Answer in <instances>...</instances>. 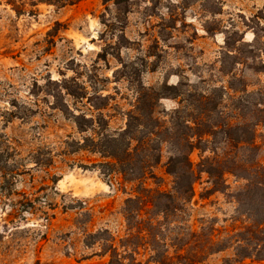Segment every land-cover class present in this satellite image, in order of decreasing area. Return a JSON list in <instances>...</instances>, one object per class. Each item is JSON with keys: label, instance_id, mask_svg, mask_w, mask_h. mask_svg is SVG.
Listing matches in <instances>:
<instances>
[{"label": "rangeland", "instance_id": "rangeland-1", "mask_svg": "<svg viewBox=\"0 0 264 264\" xmlns=\"http://www.w3.org/2000/svg\"><path fill=\"white\" fill-rule=\"evenodd\" d=\"M1 1L0 264H105L111 244L143 264H157L153 249L196 264H238L237 249L247 246L239 241L258 221L251 211L262 216L264 207L261 198L239 202L249 184L242 170L232 166L218 190L202 173L189 200L153 206L150 192L173 190L169 145L162 143L152 173L130 180L86 139L125 129L139 105L169 123L184 100L186 119L214 133L190 154L195 164L241 154L220 128L238 125L228 134L247 138L251 131L255 150L247 158L264 165V95H253L264 92V0H129L127 8L105 0L37 7L14 0L21 14ZM180 81L187 84L180 98L163 97L151 109L141 99ZM187 92L195 102L185 100ZM70 113L94 124L81 131ZM129 198H140L130 205L139 214L131 222Z\"/></svg>", "mask_w": 264, "mask_h": 264}, {"label": "trees", "instance_id": "trees-1", "mask_svg": "<svg viewBox=\"0 0 264 264\" xmlns=\"http://www.w3.org/2000/svg\"><path fill=\"white\" fill-rule=\"evenodd\" d=\"M105 2L111 3L116 8H121L123 5L127 8L129 4V0H105ZM7 3L12 5L18 14L24 11L15 5L14 0H8ZM1 4L2 1L0 0ZM40 4H52V1L31 0L30 3H24L23 6L37 7ZM246 57L251 58V55L247 54ZM185 87H187V84L182 81L174 86L165 84L163 88L167 92L163 93L164 95L151 89L146 91L147 93H144L143 96L141 95V99H144L143 97L145 95V98L149 99L150 104L148 107L151 109L154 105L153 101L157 102L163 97L180 98L184 96L186 94ZM263 93L259 91L253 93V95L262 96L264 95ZM194 97V93L187 92V98L185 100L193 103L195 102ZM183 102L184 100L179 102L180 106L174 111L169 123H162L161 120L155 118L151 110L148 111V114L144 115L139 105L135 111L128 114L125 129L116 134H100L97 139H86L88 142L87 146L91 151L98 152L103 157L112 159V164L121 174L127 176L130 180H137L147 175V170L152 173V169L161 160V145L164 142L167 143L171 149V157L167 163V172L174 179L173 190L171 193L162 191L150 192V202L153 206H157L156 203H153L154 200L163 199L166 202L189 200L194 194V185L202 173L209 175L214 189H220L224 185L225 174L233 170L232 166L242 170L241 175L249 180V184L239 193V202L242 204L244 197L261 198V206H264V165H260L255 160L247 158L248 154H252L253 150H255L253 133L248 131L250 137L233 139L228 132L236 129L238 125H230L225 129L220 127L223 129H221V132L226 135V140L230 143L233 142L236 147L241 149L242 153L224 156L215 154L212 157L203 158L199 163L195 164L190 159V154L195 149H203L202 146H207V144L212 143L214 141V133L213 129H210L208 133H200L197 131L198 123L187 120L184 115L186 114L187 116L188 108H186V105H183ZM92 106L96 110L100 109V107H95V105ZM62 110L63 112H67V110L70 112L66 108H62ZM70 114H72L71 117L81 131H86L89 128L88 126L94 124L92 118H87L82 113ZM103 118V115L100 113L99 124L102 129H105L103 127L105 126V119ZM208 136H210V139H205ZM133 143H135L134 146ZM138 201H140V198H129L127 200V205L124 209L127 221L131 222L137 218L135 215L138 213H133L132 206L130 205ZM261 208H263L262 216L258 211H251L257 216L258 221L246 230L247 234L239 241L240 243L247 242V246L241 244L238 247L236 253V262L238 264H259V262L264 261V207ZM141 210L140 207L139 212ZM258 216L261 217L258 218ZM146 222L150 224V228H155V225H152L151 221L148 220ZM103 232L106 231H100L99 233ZM147 237H150V233H147ZM153 253L154 255L151 259L157 264H167V262L173 261L174 259L179 264H196L199 261V259L195 258L190 260L180 252H176L175 255L170 256L168 251L158 252L153 249ZM103 255H109V260L105 264H143L133 254L131 255L127 252L119 253L118 249L112 244L104 250Z\"/></svg>", "mask_w": 264, "mask_h": 264}]
</instances>
